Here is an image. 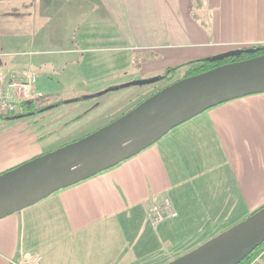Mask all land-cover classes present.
Segmentation results:
<instances>
[{
    "label": "crops",
    "instance_id": "crops-1",
    "mask_svg": "<svg viewBox=\"0 0 264 264\" xmlns=\"http://www.w3.org/2000/svg\"><path fill=\"white\" fill-rule=\"evenodd\" d=\"M94 40L117 45L114 72L138 60V76H153L161 68L264 44V0H0V81L33 72L37 94L0 130V173L91 130L68 128L77 116L68 107L75 99H49L57 85L75 78L78 67L85 72L93 64L84 68L83 58L73 55ZM105 88L81 101L110 90ZM166 201L177 215L152 224L146 210ZM263 204L259 92L212 106L117 164L1 217L0 264H79L72 244L84 237L92 243L107 231L116 248L83 264H111L127 245L124 226L131 220L136 224L129 236L139 243L144 221L157 227L169 219H193L196 228L205 223L216 230L212 237ZM257 264H264V254Z\"/></svg>",
    "mask_w": 264,
    "mask_h": 264
},
{
    "label": "water",
    "instance_id": "water-1",
    "mask_svg": "<svg viewBox=\"0 0 264 264\" xmlns=\"http://www.w3.org/2000/svg\"><path fill=\"white\" fill-rule=\"evenodd\" d=\"M256 49L229 50L207 59ZM156 80L136 79L127 85ZM259 92H264V53L176 79L94 131L0 173V218L136 154L212 106ZM263 242L264 205L164 264H237Z\"/></svg>",
    "mask_w": 264,
    "mask_h": 264
},
{
    "label": "rangeland",
    "instance_id": "rangeland-1",
    "mask_svg": "<svg viewBox=\"0 0 264 264\" xmlns=\"http://www.w3.org/2000/svg\"><path fill=\"white\" fill-rule=\"evenodd\" d=\"M79 48H84L86 50L74 54L73 58H83L81 60H84L82 63L84 68L86 62H93V64L91 66L87 65L84 69L85 72L82 68L80 70L78 67L76 69L75 78L67 80L65 84L57 85L60 91L58 90L56 95L49 99L50 101H54L57 97H63L66 99L64 102H66L69 100V97H72L70 99L76 100L75 106H68L69 108L73 107V114L77 115L74 123L68 128L71 129V133L73 131L74 133L81 132L86 127V129L91 130L79 134L78 137L73 138V140L94 131L100 126L127 112L155 89L158 90L168 83L167 79L163 78L161 75L165 71L163 68L155 71L157 72V75L147 76V74L139 77L138 72L141 71V63H139L138 60H135L134 63H131L130 66L123 70H120L121 68L117 69V71L120 70V74L116 76L115 73L118 74V72H114L115 70L111 58L119 51L116 49L117 45L112 41L94 40L88 44H80ZM98 61L99 63L94 67V64ZM118 61L119 63L116 62L115 65L121 67V60ZM102 64L105 65V68L103 69ZM73 72H75V70H73L72 73ZM25 73L27 72H24L23 76ZM180 75H183L182 70L177 72L175 78H180ZM149 77H157V80L141 85H127V83L132 80ZM115 78L118 79V84H116ZM125 78L126 81L123 82V79ZM94 81L99 83L94 84ZM100 87H107L105 89L110 90L105 91V93L101 95L95 96L92 101H81L82 99L91 96L94 89ZM50 103L52 104L54 102ZM83 112L86 114H80ZM12 120H14V118L0 115V130H3L8 125L12 124ZM70 141L72 140H69L68 142ZM133 223L136 224V221L131 220V225L126 222L124 226V231L129 232V235L131 232L130 230L135 228L132 225ZM199 226L200 228H196L193 219L184 222L181 220L169 219L157 227H151L150 223L144 221L141 226L142 228H140L142 242L140 241L139 243L137 236L130 237L126 234L128 241L126 243L127 245L125 244L126 246L122 249V253L118 254L119 259L112 260L111 264H164L180 253L185 252L191 244H200L207 240L211 237V234L216 231L211 230L210 227H208L209 225L206 226L205 223H201ZM107 234L108 231L106 232L105 237L97 238L98 236H96L92 243H87L88 239L84 237L80 240L81 242H77L75 245L72 244V247H77L75 255L77 263L79 262V264H83L87 259L90 261H96V259L100 257L103 259L106 256L105 253L108 249H115V240L109 239ZM112 245L115 247H112ZM157 248L159 252L156 255L154 250ZM85 249H87V252H85ZM169 250L171 251L168 252ZM141 255L145 257L142 258ZM85 263L93 264V262Z\"/></svg>",
    "mask_w": 264,
    "mask_h": 264
},
{
    "label": "built area",
    "instance_id": "built-area-1",
    "mask_svg": "<svg viewBox=\"0 0 264 264\" xmlns=\"http://www.w3.org/2000/svg\"><path fill=\"white\" fill-rule=\"evenodd\" d=\"M36 74L28 71L21 78H11L0 81V115L12 116L19 112L23 102H30L37 97L34 89ZM170 201L155 205L146 210V216L152 224H158L165 219L176 216ZM264 252V249L263 251ZM256 258L255 260H257Z\"/></svg>",
    "mask_w": 264,
    "mask_h": 264
},
{
    "label": "trees",
    "instance_id": "trees-1",
    "mask_svg": "<svg viewBox=\"0 0 264 264\" xmlns=\"http://www.w3.org/2000/svg\"><path fill=\"white\" fill-rule=\"evenodd\" d=\"M252 47L257 48L256 51H254V52L242 51L239 55L228 56V57H225V58L220 59V60L210 61V60L205 58V59L197 60L195 62H187L185 64L176 65V66L167 68L164 71V73L162 74V77L167 79V81H168L167 84H169V83L173 82L174 80L179 79V78H175V77L177 75V72H179L180 70L183 71V75H180V78H182V77H186L189 75H193V74L208 70V69H210L214 66H217L219 64H222V63H226V62H230V61H236V60H240V59H244L247 57H251V56H255V55H259V54L264 53V44H257V45H254ZM156 90L157 89H155L153 92H155ZM153 92H151L150 94H152ZM149 95H147V96H149ZM31 102L32 101L23 102V103H21L20 107L29 106ZM14 167H16V166H14ZM14 167H12V168H14ZM263 205H261V206H263ZM261 206H259L258 208H260ZM258 208H256L255 210H257ZM255 210H253V211H255ZM263 249H264V242L261 243L258 247H256L249 254H247L237 264H257V260H255V259L259 258L261 255L264 254V252H262Z\"/></svg>",
    "mask_w": 264,
    "mask_h": 264
}]
</instances>
